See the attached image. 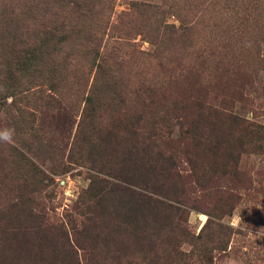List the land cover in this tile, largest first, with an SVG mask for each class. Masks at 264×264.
<instances>
[{
	"label": "rangeland",
	"instance_id": "rangeland-1",
	"mask_svg": "<svg viewBox=\"0 0 264 264\" xmlns=\"http://www.w3.org/2000/svg\"><path fill=\"white\" fill-rule=\"evenodd\" d=\"M51 26V58L31 61ZM142 86L159 92L148 125L173 139L186 176L175 228L138 251L118 219L94 241L78 230L93 178L119 181L122 100L135 109ZM200 101L264 126V0H0V235L31 207L76 240L75 259L48 248L44 264H264V137L202 122L219 157L200 153L198 183L184 151Z\"/></svg>",
	"mask_w": 264,
	"mask_h": 264
},
{
	"label": "trees",
	"instance_id": "trees-1",
	"mask_svg": "<svg viewBox=\"0 0 264 264\" xmlns=\"http://www.w3.org/2000/svg\"><path fill=\"white\" fill-rule=\"evenodd\" d=\"M51 27V31L45 33L47 39L40 41L38 47L29 51L31 61L44 63L46 58H51L56 39L54 31L57 29ZM105 85L108 87L106 83ZM135 95V109L129 107L126 99L122 100L124 108L118 118L121 128L119 138L127 145L123 148L119 172L115 176L119 181L109 182L106 179L93 178L85 192L89 196L88 202H84L91 214L88 223L78 232H85L86 238L90 237L94 241L107 230L103 227L104 224L108 225L107 221L118 219L115 223L116 232L127 234L130 230L137 239V250L142 251L155 246V243L150 244L153 239L148 240L152 236L150 232L162 233L168 231L169 227L172 230L175 228L174 218L183 212L181 185L186 175L178 170V153H167L168 149L172 150L169 143L173 139L165 140V135L155 120L148 125L150 121L147 117L154 113L155 104L161 99L158 90L151 86H142L135 91ZM199 105H204L206 113L191 128L193 151L184 152L191 154L189 161L194 164L195 171L196 167L199 169L195 173L193 170L188 176L194 175L198 183L205 184L207 178L200 173L203 166L200 153L211 152L218 158L219 148L213 140L214 136L207 132L202 122L224 118L238 127L245 120L231 111L232 106L225 107V110L213 108L201 101ZM243 126L246 134L264 137V126L253 123ZM210 218L204 228L211 222ZM12 220L15 224L11 226L10 232L7 231L9 227L0 235V264H12L13 261L15 264H44L48 248H54L53 254L58 259L61 255L64 258L70 255V260L75 259L74 234L60 225L49 223L43 211L37 212L31 207L22 208L16 210ZM177 230L185 237L189 235L185 227ZM108 231L112 232V229L109 228ZM53 264L56 262L53 261Z\"/></svg>",
	"mask_w": 264,
	"mask_h": 264
}]
</instances>
